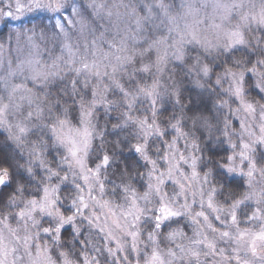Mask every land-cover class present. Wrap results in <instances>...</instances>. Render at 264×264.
<instances>
[{
	"label": "clouds",
	"instance_id": "clouds-1",
	"mask_svg": "<svg viewBox=\"0 0 264 264\" xmlns=\"http://www.w3.org/2000/svg\"><path fill=\"white\" fill-rule=\"evenodd\" d=\"M0 180V264H264V0H0Z\"/></svg>",
	"mask_w": 264,
	"mask_h": 264
},
{
	"label": "snow or ice",
	"instance_id": "snow-or-ice-1",
	"mask_svg": "<svg viewBox=\"0 0 264 264\" xmlns=\"http://www.w3.org/2000/svg\"><path fill=\"white\" fill-rule=\"evenodd\" d=\"M140 150V146H137V151ZM75 155V152L73 153ZM2 182V180H0ZM161 216L164 219H167L171 215H176L175 212H173L170 208H168L166 205L161 208ZM159 219V218H158ZM232 221L233 223H237V217L235 215L232 216ZM223 235L227 236L229 233L225 232ZM250 234L248 232H240L239 238L240 239H245L248 237ZM261 244H264V231L256 232L251 234V240L249 242L250 250L252 251L253 254H255L258 251V248ZM210 247L214 248V244H210ZM239 259V258H238ZM158 260V257H153V264H156V261ZM243 264H248V261H244Z\"/></svg>",
	"mask_w": 264,
	"mask_h": 264
}]
</instances>
